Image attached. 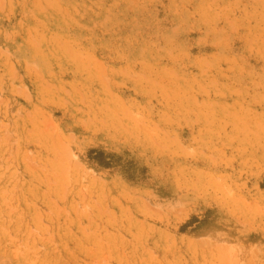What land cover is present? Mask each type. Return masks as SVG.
Returning <instances> with one entry per match:
<instances>
[{
	"label": "rangeland",
	"instance_id": "obj_1",
	"mask_svg": "<svg viewBox=\"0 0 264 264\" xmlns=\"http://www.w3.org/2000/svg\"><path fill=\"white\" fill-rule=\"evenodd\" d=\"M0 264H264V0H0Z\"/></svg>",
	"mask_w": 264,
	"mask_h": 264
}]
</instances>
